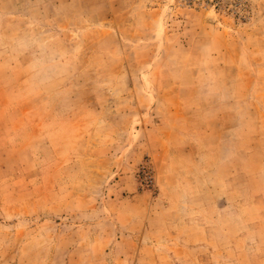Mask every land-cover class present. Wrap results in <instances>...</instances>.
Listing matches in <instances>:
<instances>
[{"label": "rangeland", "instance_id": "1", "mask_svg": "<svg viewBox=\"0 0 264 264\" xmlns=\"http://www.w3.org/2000/svg\"><path fill=\"white\" fill-rule=\"evenodd\" d=\"M0 264H264V0H0Z\"/></svg>", "mask_w": 264, "mask_h": 264}, {"label": "built area", "instance_id": "2", "mask_svg": "<svg viewBox=\"0 0 264 264\" xmlns=\"http://www.w3.org/2000/svg\"><path fill=\"white\" fill-rule=\"evenodd\" d=\"M177 2L187 7L214 10L236 19V14H241L253 0H177Z\"/></svg>", "mask_w": 264, "mask_h": 264}]
</instances>
